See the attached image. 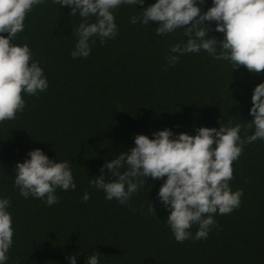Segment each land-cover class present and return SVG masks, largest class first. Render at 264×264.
Masks as SVG:
<instances>
[{"label":"trees","instance_id":"1","mask_svg":"<svg viewBox=\"0 0 264 264\" xmlns=\"http://www.w3.org/2000/svg\"><path fill=\"white\" fill-rule=\"evenodd\" d=\"M155 2L112 10L116 36L104 43L91 37L87 58L71 56L82 18L71 16L69 6L44 0L27 14L12 43L29 46L48 88L32 96L23 93V112L0 122V198L10 200L13 228L5 264H69L73 254L76 264H86L95 252L98 264H264V140L245 144L232 163L229 185L233 192L242 190L240 205L229 214H214L216 225L205 239L175 240L169 210L157 195L166 177H144L145 184L126 204L106 199L89 183L107 160L135 146L137 134L154 138V132L167 128L175 138L229 122L242 126V139L254 132L245 126L253 119L251 97L264 73L232 69L229 61L204 50L170 53L171 45L186 43L183 29L157 36L158 23H131ZM212 3L204 0L202 11ZM205 23L209 37L223 40L215 21ZM169 55H179L174 66ZM37 148L54 161H68L76 184L75 190L57 188L58 203L51 206L24 198L14 184L16 163ZM104 174L115 179L107 169ZM197 229H190L193 237Z\"/></svg>","mask_w":264,"mask_h":264},{"label":"clouds","instance_id":"2","mask_svg":"<svg viewBox=\"0 0 264 264\" xmlns=\"http://www.w3.org/2000/svg\"><path fill=\"white\" fill-rule=\"evenodd\" d=\"M54 4L71 8V16L79 15L81 22L76 28L77 42L71 56L87 58L91 48L89 40L98 36L101 43L114 38L118 32L113 11L122 4L144 5L145 0H52ZM44 0H0V122L14 120L23 112V93L36 95L48 88V81L37 61L32 60L27 44H13L17 34L24 30V20L36 5ZM204 0H156L143 8L142 15L133 16L131 23L150 22L159 24L157 36L183 29L186 43L170 46V53L183 55L206 51L218 60H226L232 69L244 66L256 74L264 73V0H213L207 11L200 5ZM95 17V22H89ZM224 33L223 40L208 36L210 24ZM219 49V51H218ZM179 55L166 57L175 65ZM31 61V63H30ZM250 115L245 127L254 132L242 139L241 125L221 124L215 127H199L195 135L181 132L173 138L171 129L134 137L135 146L121 151L107 160L100 175L89 183L103 190L106 199L126 204L133 193L145 184L144 177L165 182L159 189L158 198L169 210L167 223L177 242L190 237L205 239L216 225L214 214H229L240 205L242 190L233 192L229 181L233 179L232 163L243 151L245 144L264 140V82L257 84L252 97ZM29 159L17 162L14 184L24 198L32 196L44 200L46 205L58 203L57 188L75 190L68 161H54L41 149L30 150ZM105 169L109 176L105 178ZM121 169H125L121 171ZM87 192L83 201L89 199ZM8 198H0V264L8 260L6 255L13 243L12 217L7 211ZM150 210H154L153 206ZM155 211V210H154ZM197 225L195 236L190 229ZM99 252L88 256L86 264H98ZM69 264H76V255L67 257Z\"/></svg>","mask_w":264,"mask_h":264}]
</instances>
